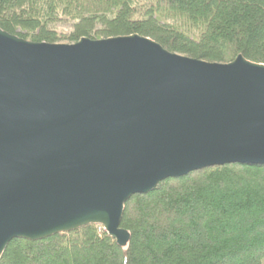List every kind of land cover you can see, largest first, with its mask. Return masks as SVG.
<instances>
[{
  "label": "water",
  "instance_id": "1",
  "mask_svg": "<svg viewBox=\"0 0 264 264\" xmlns=\"http://www.w3.org/2000/svg\"><path fill=\"white\" fill-rule=\"evenodd\" d=\"M228 164L264 166V64L0 29V260L15 240L94 225L126 250L127 200Z\"/></svg>",
  "mask_w": 264,
  "mask_h": 264
},
{
  "label": "trees",
  "instance_id": "2",
  "mask_svg": "<svg viewBox=\"0 0 264 264\" xmlns=\"http://www.w3.org/2000/svg\"><path fill=\"white\" fill-rule=\"evenodd\" d=\"M0 29L49 44L137 34L197 60L264 64V0H0ZM121 228L126 250L94 225L15 240L0 264H264V166L162 181L127 200Z\"/></svg>",
  "mask_w": 264,
  "mask_h": 264
},
{
  "label": "rangeland",
  "instance_id": "3",
  "mask_svg": "<svg viewBox=\"0 0 264 264\" xmlns=\"http://www.w3.org/2000/svg\"><path fill=\"white\" fill-rule=\"evenodd\" d=\"M55 29L58 31V32H60V33H66V32H68L69 30H70V27L68 26V25H66V24H64V23H60V24H58V25H56L55 26ZM70 44V43H68V42H66V41H63V42H61V43H58V44Z\"/></svg>",
  "mask_w": 264,
  "mask_h": 264
}]
</instances>
